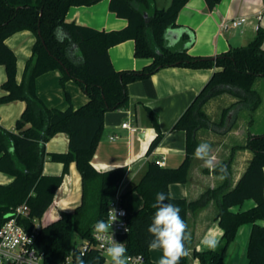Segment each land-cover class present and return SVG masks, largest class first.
<instances>
[{
    "label": "trees",
    "instance_id": "16d2710c",
    "mask_svg": "<svg viewBox=\"0 0 264 264\" xmlns=\"http://www.w3.org/2000/svg\"><path fill=\"white\" fill-rule=\"evenodd\" d=\"M102 0H0V66L6 70L7 80L2 84L0 104L14 101L26 103L25 110L14 131L0 125V172L11 175L10 184H0V225L5 218L26 203L31 217L41 219L52 205L57 190L75 163L81 175L82 200L72 213L64 212L54 222L43 226L38 234L36 248L44 253V264H64L77 241L90 239L97 220L106 221L110 199L116 194L127 169L116 168L99 172L92 164L104 132L105 114L127 110L131 105L127 86L151 77L163 68L216 69L204 89L175 124V129L186 132L187 154L182 165L169 169L149 161L138 183L124 194V200L136 193L142 200L141 208L128 216L129 234L125 237L128 253L144 254L149 264L147 228L156 211L152 207L158 192L169 196L170 203L180 208V215L188 225V214L197 213L213 200L217 201L216 220L223 230L221 242L215 251H194L200 264H225L230 245L238 230L250 224L248 264H264V134L249 135L245 147L253 152L248 168L234 188L227 183L208 189L195 200L174 198L169 186L189 181L193 153L199 144L196 133L201 128L224 126L230 110L245 107L254 113L260 96L254 83L264 78V29L259 27L256 37L246 46L233 47L214 58L194 57L186 49L169 47L165 35L177 26L180 11L190 0H172L167 9L155 7L154 0H110V9L118 18L128 21L120 30L105 31L66 22L73 6H91ZM222 0H205L210 11ZM30 31L36 41L32 55L27 60L23 80L17 79V56L8 47L12 35ZM189 35L183 36L187 41ZM135 42V57L152 59L141 70L116 71L112 65L110 48L125 41ZM60 71V85L75 81L89 98L75 109L49 108L36 89L38 77ZM224 92L240 100L227 109L224 120L212 122L204 112V105L212 97ZM70 102V95L66 92ZM71 103V102H70ZM153 123L158 130L157 122ZM58 133L69 138L67 153H46V144ZM158 132L148 154L160 144ZM52 162L63 163L62 175L50 176L43 172L46 156ZM256 205L246 211L234 212L232 208L246 200ZM190 249V244H188ZM76 255H74V262ZM86 264H104V258L95 250L82 256ZM75 264V263H73ZM180 264H190V255Z\"/></svg>",
    "mask_w": 264,
    "mask_h": 264
},
{
    "label": "crops",
    "instance_id": "0c3cea01",
    "mask_svg": "<svg viewBox=\"0 0 264 264\" xmlns=\"http://www.w3.org/2000/svg\"><path fill=\"white\" fill-rule=\"evenodd\" d=\"M154 1L158 9H167L172 3V0ZM206 4L205 0H190L184 6L178 15L177 26L166 32L165 39L169 47L186 49L188 54L194 57L214 58L233 47L248 45L256 37L258 28L264 29L263 0H222L212 11ZM260 11L263 16L259 21L257 16ZM240 17H246L247 22L240 28L233 29L231 20ZM66 22L107 32L120 30L128 25L127 20L118 18L111 11L110 0H102L91 6H73L67 13ZM230 31L237 36L229 34ZM178 34L181 36L178 37ZM185 35H189L187 41H183ZM238 36L241 40H237ZM35 41L36 37L30 31L18 32L7 39L8 47L15 52L18 59V82L23 80L25 66L32 55ZM135 51L133 40L110 48L109 55L114 69L141 70L152 63V59L136 58ZM215 70L167 67L147 79L129 84L127 91L132 99L131 105L127 110L105 114L104 132L92 159L93 166L99 172L125 167L127 171L121 183L123 193L138 183L149 161L163 159L165 168L180 167L186 159L187 135L185 131L175 129V124L204 89ZM60 77V71L56 70L38 77L36 81L37 93L46 106L59 110H66L70 104L75 109L83 106L89 98L82 88L73 80L67 82L63 88L60 85ZM6 78V70L0 66V97L4 94L2 84ZM253 87L261 97V103L254 113H250L245 107H236L228 112L224 126L219 125L215 129L201 128L196 133L199 143L207 142L212 146V155L217 157V164L226 166V178L219 179L218 172L210 171L203 166L202 161L193 157L189 181L169 186L172 197L195 200L208 189H216L226 183L231 189L237 185L253 158V152L245 147L249 135L264 134V78L256 79ZM66 92L71 97V103L65 96ZM239 100L234 94L224 92L209 99L203 109L212 122L221 123L227 109L232 108ZM25 107L26 103L23 101L0 104V125L8 130L12 129ZM152 118L156 120L158 130ZM124 123L136 131L123 128ZM158 132L162 134V140L158 147L148 154ZM46 146L47 154L67 153L68 135L58 133ZM46 159H49L48 155ZM63 171V163H44L45 175L59 176ZM13 179L15 178L11 175L0 172V184H10ZM81 181V175L73 162L48 209H54L53 222L64 212H74L81 204ZM255 205V201L249 199L242 205L233 207L232 211H246ZM216 214L215 200L201 211L188 214V229L192 234L190 264H200L193 257L194 251H207L202 250L200 245L205 234L216 236L219 243L221 242L224 234L215 219ZM259 223L264 225V221ZM251 227L250 224L240 227L235 241L228 248L225 264H248L247 249ZM161 255L162 252L150 250L151 262L158 264Z\"/></svg>",
    "mask_w": 264,
    "mask_h": 264
},
{
    "label": "clouds",
    "instance_id": "9594fccd",
    "mask_svg": "<svg viewBox=\"0 0 264 264\" xmlns=\"http://www.w3.org/2000/svg\"><path fill=\"white\" fill-rule=\"evenodd\" d=\"M193 155L194 158L203 162L204 167L212 172H218L219 179L226 178V166L217 164V157L212 155V146L209 143H199ZM169 199V196L164 192L156 193L155 203L152 205L156 211L147 228L152 237L148 244L149 249L162 252L158 264H180L182 258L190 255L188 244L191 242L192 234L186 221L180 215V208L168 202ZM123 214L121 211L120 215ZM117 219L116 210L111 209L107 222L96 221L94 233L96 238L102 242L104 255L109 259L110 264H127L125 244L114 239L113 224ZM127 230V227L124 226V231L127 232ZM200 245L202 250L215 251L219 245V238L205 234ZM75 264H86L82 255H76Z\"/></svg>",
    "mask_w": 264,
    "mask_h": 264
},
{
    "label": "built area",
    "instance_id": "2783aa9c",
    "mask_svg": "<svg viewBox=\"0 0 264 264\" xmlns=\"http://www.w3.org/2000/svg\"><path fill=\"white\" fill-rule=\"evenodd\" d=\"M262 16L263 12L260 11L257 19L260 21ZM246 20V17L236 18L231 20L230 25L233 29H238L247 22ZM122 127L136 131L127 123H124ZM154 162L161 167L165 165L163 159L154 160ZM123 194L122 184H120L116 194L109 201L106 222L109 219V211L115 209L118 219L113 224L114 239L124 243L127 249L125 237L131 232L128 223L130 212L126 208ZM121 211L124 213L123 215H120ZM31 212L30 207L24 203L17 207L15 212L8 215L0 225V264H44V253L36 248L37 237L43 226L37 222L38 219L31 217ZM124 226L127 227V232L124 231ZM92 250L104 258V264H110L109 259L104 255L102 242L96 238L94 231H92L90 239H83L75 243L64 264H73L75 263V254L79 253L84 256ZM126 256L127 264H149V259L144 254H130L127 251Z\"/></svg>",
    "mask_w": 264,
    "mask_h": 264
},
{
    "label": "rangeland",
    "instance_id": "374dc122",
    "mask_svg": "<svg viewBox=\"0 0 264 264\" xmlns=\"http://www.w3.org/2000/svg\"><path fill=\"white\" fill-rule=\"evenodd\" d=\"M229 34H234L236 35L233 31H230ZM237 36V35H236ZM237 40H241V38L238 36ZM25 71V70H24ZM66 96V95H65ZM260 103H261V97H260ZM264 112V111H263ZM17 123V122H16ZM16 128V124L14 125V127L12 129H10L11 131H14ZM46 161H48L49 163H54L55 162H52L51 160L49 159H46ZM127 205V209L129 210L130 213H134L137 212L141 206H142V202H141V199L139 198L138 195L136 194H131L127 197L126 199V204ZM54 210V209H53ZM53 210H48L47 213L41 218V219H38L37 222L41 223L42 226H46L50 223L53 222ZM55 221V220H54ZM154 251H158V252H161L159 250H154Z\"/></svg>",
    "mask_w": 264,
    "mask_h": 264
},
{
    "label": "water",
    "instance_id": "95a60500",
    "mask_svg": "<svg viewBox=\"0 0 264 264\" xmlns=\"http://www.w3.org/2000/svg\"><path fill=\"white\" fill-rule=\"evenodd\" d=\"M180 31H181V30H180ZM178 33H180V32H178ZM179 36H181V35H180V34H178V37H179ZM153 162H154V160H153Z\"/></svg>",
    "mask_w": 264,
    "mask_h": 264
}]
</instances>
